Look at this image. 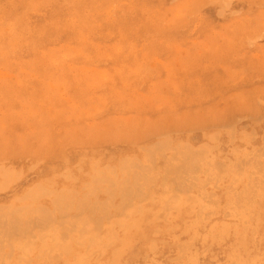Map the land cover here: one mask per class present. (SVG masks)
<instances>
[{
	"label": "rangeland",
	"instance_id": "rangeland-1",
	"mask_svg": "<svg viewBox=\"0 0 264 264\" xmlns=\"http://www.w3.org/2000/svg\"><path fill=\"white\" fill-rule=\"evenodd\" d=\"M0 219V264H264V0H0Z\"/></svg>",
	"mask_w": 264,
	"mask_h": 264
},
{
	"label": "bare ground",
	"instance_id": "bare-ground-1",
	"mask_svg": "<svg viewBox=\"0 0 264 264\" xmlns=\"http://www.w3.org/2000/svg\"><path fill=\"white\" fill-rule=\"evenodd\" d=\"M165 149H166V148H165ZM157 153H158V152H157ZM160 154H161V153H160ZM189 158H190V157H189ZM130 160H132V159H131V158L128 159V161H130ZM132 161H134V160H132ZM190 161H191V163H192V160H190ZM152 162H153V161H152ZM124 163H125V164H124ZM134 163H136V162H134ZM122 164H123V165H127V164H126V161H123ZM189 164H190V163H189ZM189 166H191V165H189ZM237 166H238V164H237ZM186 167H187V166H186ZM149 170H150V169H149ZM177 170H178V169H177ZM184 170H185V169H184ZM180 171H181V170H180ZM7 172H9V171H7ZM187 172H188V171H187ZM188 173H189V172H188ZM62 175H63V174H62ZM64 175H65V174H64ZM64 175H63V176H64ZM180 176L182 177L181 174H180ZM65 177H67V176H65ZM135 177H136V176H135ZM163 177H164V176H163ZM95 178H96V177H95ZM174 178H175V177H174ZM93 179H94V177H93ZM164 179H165V178H164ZM166 179H167V178H166ZM101 181H102V180H101ZM111 181H112V180H111ZM171 181H173V180L171 179ZM177 181H178V179H177ZM95 182L98 183V181H95ZM95 182H94V183H95ZM118 182H119V181H118ZM130 183H131V182H130ZM128 184H129V183H128ZM124 185H125V184H124ZM129 185H130V184H129ZM37 187H38V186H37ZM125 187H126V186H125ZM129 187H130V186H129ZM132 187H133V186H132ZM113 188H114V187H113ZM30 189H31V188H30ZM34 189H35V188H34ZM34 189H33V190H34ZM82 189H83V188H82ZM107 189H108V188H107ZM121 189H122V188H121ZM127 189H128V188H127ZM36 190H37V188H36ZM36 190H35V191H36ZM41 190H42V189H41ZM46 190H47V189H46ZM67 190H68V189H67ZM88 190H89V189H88ZM108 190H109V189H108ZM111 190H113V189H110V191H111ZM123 190H124V192H126L124 187H123ZM117 191H118V190H117ZM26 192H27V191H26ZM26 192H25V193H26ZM30 192H31V191H30ZM30 192H29L28 194H30ZM37 192H38V195H40V194H39V191H37ZM42 192H43V191H42ZM67 192H68V191H67ZM91 192H92V191H91ZM95 192H96V190H95ZM120 192H121V190H120ZM120 192H119L118 194H120ZM127 192H128V191H127ZM33 193H34V191H33ZM43 193H44V192H43ZM50 193H51V192H50ZM55 193H56V191H54V194H55ZM63 193H64V192H63ZM65 193H66V191H65ZM122 193H123V192H122ZM128 193H129V192H128ZM118 194H117V195H118ZM33 195H34V194H33ZM35 195H36V194H35ZM50 195H53V194H50ZM108 195H110V193H109ZM112 195H113V194H112ZM42 196H43V195H42ZM46 196H47V195H46ZM48 196H49V195H48ZM119 196H120V195H119ZM128 196H129V195H128ZM28 197H29V196H28ZM32 197H33V196H32ZM32 197H31V198H32ZM55 197H56V196H55ZM57 197H58V194H57ZM61 197H63V196H61ZM122 197H125V196H122ZM34 198H36V197H34ZM58 198H59V197H58ZM70 198H71V197H70V195H69L68 199H70ZM25 199H26V198H25ZM56 199H57V198H56ZM65 199H66V198H65ZM65 199H64V200H65ZM68 199H66V200L69 201ZM107 199H108V198H107ZM110 199H111V198H110ZM16 200H17V199H16ZM54 200H55V199H54ZM71 200H72V199H71ZM75 200H76V199H73L72 201H75ZM77 200L80 201L79 199H77ZM120 200H122V199L120 198ZM18 201H19V200H18ZM50 201H51V200H50ZM106 201H107V200H106ZM109 201H110V200H109ZM53 202H55V201H53ZM61 202H63V201H61ZM70 202H71V201H70ZM100 202H101V201H100ZM107 202H108V201H107ZM55 203H56V202H55ZM55 203H54V204H55ZM57 203H59V202L57 201ZM57 203H56V204H57ZM66 203H69V202H66ZM75 203H78V204H79V202H77V201H76ZM81 203H82V202H81ZM87 203H88V202H87ZM101 203H103V202H101ZM104 203H105V202H104ZM29 204H30V203H29ZM60 204L63 205V204H65V203H59V206H60ZM70 204H72V202H71ZM70 204H68V205H70ZM78 204H75V206L78 205ZM84 204H85V203H84ZM57 205H58V204H57ZM68 205H67V207H70V206H68ZM82 205H83V204H82ZM86 205H87V204H86ZM90 205H91V204H90ZM120 205H121V204H120ZM7 206H8V205H7ZM10 206H11V205H10ZM10 206H9V207H10ZM26 206H27V205H26ZM54 206H55V205H54ZM59 206H57V207H59ZM97 206H98V205H97ZM99 206H101V205L99 204ZM12 207H13V206H12ZM20 207L22 208V206H20ZM63 207L66 208V209H68L65 205H63L62 208H63ZM81 207H83V206H81ZM102 207H104V206H101V208H102ZM14 208H15V207H14ZM24 208H25V207H24ZM26 208H28V206H27ZM55 208H56V207H55ZM83 208H84V207H83ZM85 208H87V207L85 206ZM109 208H110V207H109ZM3 209H4V210H7L8 208L5 209V206L3 207V205H2V211H3ZM10 209H11V208H10ZM15 209H16V208H15ZM59 209H60V210H59ZM59 209H58V211H60V212L63 210V209H61V206H60ZM76 209H77V208H76ZM80 209H81V208H80ZM98 209H99V208H97L96 210H98ZM29 210H30V209H29ZM34 210H36V209H34ZM96 210H94V211L96 212ZM8 211L10 212L11 210H8ZM24 211H25V210H24ZM36 211H37V210H36ZM48 211H50V210H48ZM104 211H105V210H104ZM12 212H13V211H12ZM18 212L20 213V211H18ZM32 212L34 213V211H32ZM37 212H38V211H37ZM105 212H108V211H105ZM6 213H7V212H6ZM14 213H15V212H14ZM19 213H18V214L16 213L17 215H15V214H14V215H15V216H18ZM24 213H25V212H24ZM35 213H36V212H35ZM46 213L50 214V213H52V212L50 211V213H49V212L46 211ZM4 214H5V213H4ZM25 214H26V213H25ZM27 214H28V213H27ZM29 214H30V213H29ZM43 214H45V213H42V215H43ZM93 214H94V213H93ZM8 215H9V214H8ZM8 215H6V216H8ZM23 216H24V215H23ZM45 216H46V215H45ZM88 216H89V215H88ZM1 217H3V216H1ZM33 217H34V215H33ZM89 217H90V216H89ZM89 217H88V218H89ZM104 217H105V216H104ZM8 218H9V217H8ZM16 218H21V216H20V217H16ZM28 218H29V217H28ZM107 218H108V217H107ZM22 219H23V218H22ZM36 219H37V218H36ZM85 219H86V217H85ZM96 219H97V218H96ZM0 220H1V219H0ZM30 220H31V219H30ZM89 220H90V219H89ZM17 221H18V220H17ZM28 221H29V220H28ZM31 221H32V220H31ZM81 221H83V220H81ZM23 222H24V220H23ZM91 222H92V221H91ZM36 223H37V222H36ZM93 223H94V222H93ZM4 224H5V223H3V226H4ZM33 224H34V223H33ZM86 224H87V222H86ZM86 224H85V225H86ZM6 225H7V224H6ZM19 225L21 226L22 224H19ZM25 225H26V224H25ZM27 225H29V224H27ZM50 225H51V224H50ZM77 225H78V224H76V226H77ZM79 225H80V224H79ZM79 225H78V226H79ZM32 226H33V225H32ZM83 226H84V225H83ZM7 227H8V226H7ZM45 227H46V226H45ZM47 227H48V226H47ZM32 228H34V227H32ZM80 228L85 229V227H82V226H81ZM3 229H4V228H3ZM9 229H10V228H9ZM11 229H12V228H11ZM25 229H26V227H25ZM30 229H31V228H30ZM45 229H46V228H45ZM60 229H61V228H60ZM74 229H75V228H74ZM74 229H73V230H74ZM87 229H88V228H87ZM5 230H7V228H5ZM13 230H14V229H13ZM22 230H23V229H22ZM27 230H28V229H27ZM1 231H2V230H1ZM17 231H18V230H17ZM25 231H26V230H25ZM29 231H30V230H29ZM81 231H82V230H81ZM84 231H86V230H84ZM43 232H44V231H42V233H43ZM82 232H83V231H82ZM92 232H93V231H92ZM8 233H9V232H8ZM10 233H11V232H10ZM17 233H18V232H17ZM32 233H33V232H32ZM60 233H62V232H60ZM83 233H84V232H83ZM34 234H35V233H34ZM93 235H94V233H93ZM91 236H92V235H91ZM99 237H100V236H99ZM114 239H115V238H114ZM43 241H44V240H43ZM27 244H28V243H27ZM64 244H65V243H64ZM62 245H63V244H62ZM65 246H66V245H65ZM68 246H69V245H68ZM68 246H67V247H68ZM62 249H63V248H62ZM65 249H66V247H65Z\"/></svg>",
	"mask_w": 264,
	"mask_h": 264
}]
</instances>
